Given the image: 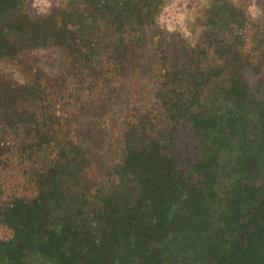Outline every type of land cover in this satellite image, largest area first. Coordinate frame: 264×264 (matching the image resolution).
Masks as SVG:
<instances>
[{
    "label": "trees",
    "instance_id": "16d2710c",
    "mask_svg": "<svg viewBox=\"0 0 264 264\" xmlns=\"http://www.w3.org/2000/svg\"><path fill=\"white\" fill-rule=\"evenodd\" d=\"M31 1L0 0V264H264V25L244 1L206 0L191 42L162 26L169 0Z\"/></svg>",
    "mask_w": 264,
    "mask_h": 264
},
{
    "label": "rangeland",
    "instance_id": "374dc122",
    "mask_svg": "<svg viewBox=\"0 0 264 264\" xmlns=\"http://www.w3.org/2000/svg\"><path fill=\"white\" fill-rule=\"evenodd\" d=\"M57 0H32L30 7L37 14L47 12L49 7ZM206 0H169L160 13L159 20L163 27L170 29V32L181 30L185 33L188 42L194 41L195 32L198 33V25H194L199 15V10ZM244 1L250 16L264 25V0H242ZM34 59L46 71L53 72L61 68L63 57L61 52L55 47L38 49L33 53ZM7 71L16 75V70L5 65ZM10 229L0 225V235L10 236Z\"/></svg>",
    "mask_w": 264,
    "mask_h": 264
}]
</instances>
